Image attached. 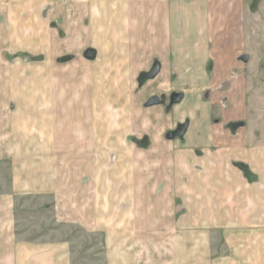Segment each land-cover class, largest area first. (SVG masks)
I'll list each match as a JSON object with an SVG mask.
<instances>
[{
	"label": "crops",
	"instance_id": "crops-1",
	"mask_svg": "<svg viewBox=\"0 0 264 264\" xmlns=\"http://www.w3.org/2000/svg\"><path fill=\"white\" fill-rule=\"evenodd\" d=\"M260 68L264 0H0V264H264Z\"/></svg>",
	"mask_w": 264,
	"mask_h": 264
},
{
	"label": "rangeland",
	"instance_id": "rangeland-1",
	"mask_svg": "<svg viewBox=\"0 0 264 264\" xmlns=\"http://www.w3.org/2000/svg\"><path fill=\"white\" fill-rule=\"evenodd\" d=\"M255 26V25H254ZM259 62L255 61L251 63V66L253 70L259 66ZM262 69H258L254 75V80H253V92L252 96L250 97V121L254 129H257L260 127L261 124H264V82L261 80V74H262ZM63 234H71L69 232V227L62 225L60 229ZM76 236L78 237V244L77 248L79 251V248H82L84 246L83 241L84 236L87 235L84 233V231L81 229L80 231L76 232ZM75 235V233H74ZM83 250V249H82Z\"/></svg>",
	"mask_w": 264,
	"mask_h": 264
},
{
	"label": "trees",
	"instance_id": "trees-1",
	"mask_svg": "<svg viewBox=\"0 0 264 264\" xmlns=\"http://www.w3.org/2000/svg\"><path fill=\"white\" fill-rule=\"evenodd\" d=\"M157 72H158V68H155L150 74H148V75H143V76L141 77V79H140L141 84H142L145 80L154 77V76L157 74ZM178 100H179V99H178V96H175V95H174L173 98H172V104H175L176 102H178ZM161 102H162V99H161V98H156V97H155V98H152V99L148 102L147 105L160 104ZM184 129H185V126L180 127L177 131L168 134V138H175V137L179 136L180 133H181Z\"/></svg>",
	"mask_w": 264,
	"mask_h": 264
},
{
	"label": "water",
	"instance_id": "water-1",
	"mask_svg": "<svg viewBox=\"0 0 264 264\" xmlns=\"http://www.w3.org/2000/svg\"><path fill=\"white\" fill-rule=\"evenodd\" d=\"M243 61H245V62H246V61H247V58H246V57H244V58H243Z\"/></svg>",
	"mask_w": 264,
	"mask_h": 264
}]
</instances>
